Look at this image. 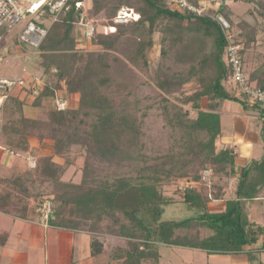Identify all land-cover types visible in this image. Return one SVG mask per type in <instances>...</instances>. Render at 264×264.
<instances>
[{
    "label": "trees",
    "instance_id": "trees-1",
    "mask_svg": "<svg viewBox=\"0 0 264 264\" xmlns=\"http://www.w3.org/2000/svg\"><path fill=\"white\" fill-rule=\"evenodd\" d=\"M187 1L201 6L197 0ZM228 2L252 5L249 13L264 21V0H222L213 15L191 12L169 0H70L68 10L32 52V81L12 91L0 128V140L13 153H30L31 137L52 142L54 153L36 156L33 168L15 170L3 180L0 211L27 217L31 188L48 185L54 192L38 202L37 213L47 205L51 226L125 240L110 254V264H161V247L244 256L253 264L252 255L264 252V226L248 213V204L264 189V102L251 104L239 92L226 49L240 46L238 59L247 83L264 92L263 52H255L250 73L244 69L247 51L264 47V37L258 36L264 29L243 19L235 22ZM125 8L136 17L116 23ZM85 24L93 29L90 36ZM155 34L160 53L152 80L158 95L137 99L135 108L127 100L129 93L116 101L108 91L110 73L121 60L117 54L149 72ZM36 82L42 85L37 94ZM59 97L66 101L63 110L55 103ZM226 101L257 114L263 149L259 158L241 164L236 150L221 143L219 108ZM28 109L36 116H27ZM151 116L162 123L154 139L147 125ZM75 145L86 153L82 177L79 183H64L60 177L69 164L63 167L56 158L66 162ZM178 180L199 189L186 188L178 200L166 197L163 187ZM218 201L225 202L224 210L211 212L209 204ZM175 204L193 216L164 220V209ZM104 221L108 224L103 230ZM90 249L92 257L107 251L94 236Z\"/></svg>",
    "mask_w": 264,
    "mask_h": 264
},
{
    "label": "rangeland",
    "instance_id": "rangeland-1",
    "mask_svg": "<svg viewBox=\"0 0 264 264\" xmlns=\"http://www.w3.org/2000/svg\"><path fill=\"white\" fill-rule=\"evenodd\" d=\"M198 3L201 5L200 8L206 11L209 15L214 14V10L217 9L218 4L222 2V0H214L207 1V0H197ZM172 4L176 5L178 0H169ZM176 2V3H175ZM188 3V1H187ZM171 4V5H172ZM189 4V3H188ZM229 8L232 12V16L234 17V21L238 22L239 20L243 19L249 25L258 27V30L264 29V21L258 18L256 15H251L249 12L252 11L253 6L249 4H245L243 2H228ZM90 6V3L87 4ZM86 6V7H87ZM88 8V7H87ZM136 16L132 13L131 10L128 9H121L116 17V23H127L132 18ZM49 22V19L44 20V26ZM187 24V23H186ZM235 31V30H234ZM237 31V29H236ZM21 33V26L17 25L9 32L6 30H2L0 32V44H4L7 42H12V40L16 39ZM264 37V35H258ZM159 38V34L154 35V39L156 40V45L151 49L148 54V63H149V72H146L142 66L135 67L132 66L123 56L117 54L120 57V64L118 65L119 68H113L114 70L110 73V77L112 78V85L109 89L110 96H113L116 101H121L124 97H127V100L132 108H135V103L137 99L144 98H152L158 95L153 83V76L156 69V63L159 59L160 53V46L157 44ZM27 53L25 55H16L11 54L9 57L2 59L0 63V76L7 77L9 79H13L16 76L21 75L22 78L26 81V85H29L32 81L31 74L32 68L29 64L30 58L32 56L33 50L27 46L22 45ZM256 50V51H255ZM255 52H263L264 54V47H259L255 49H250L247 51L244 60V69L246 73H250L251 69L255 65ZM113 56V55H112ZM129 93V94H128ZM23 95V94H22ZM78 97L75 98V100ZM27 100V99H26ZM28 103L30 99L28 98ZM202 108L207 107L206 99L201 101ZM190 108V107H187ZM190 110V109H189ZM219 111L221 113V124L224 136L221 138L222 144H228L230 147L236 150L241 164L243 163L242 160L247 159H256L259 158L263 152L262 143L259 139V131L261 125L257 120V114L254 112H245L237 103L233 102H223L220 105ZM26 112H28L26 110ZM191 115H194L193 111H190ZM31 118L35 117L36 114L30 113L27 114ZM4 120V112L0 115V126L3 124ZM147 125L151 128L150 135L154 139L162 126V123L159 118L155 116H151L148 119ZM30 139V138H29ZM86 153L85 151L79 146L75 145L72 146L70 152L66 155V162L65 158H56V161L63 164L65 167L66 164H69L64 172L61 174V182L64 183H79L82 177V167L84 165V157ZM30 164L29 168H33L35 166V159L29 158ZM65 164V165H64ZM71 165V166H70ZM97 167V164H96ZM98 168V167H97ZM114 168V167H113ZM112 168V169H113ZM101 168L98 173H101ZM100 176H105L100 175ZM204 179L209 181V174H204ZM188 187H193L199 189L197 184H191L185 180H178L173 181L172 184L166 185L163 187V194L174 200H178L180 194ZM52 190V191H51ZM53 187L48 185H37L34 188H31V193L33 197H29V208H37L38 202L41 204L47 198V194L53 193ZM25 195L24 193H22ZM262 199L258 201L256 208L260 209V212L257 209H254L252 214L249 216L251 220L259 222L261 225L264 226V189L261 192ZM47 203V202H45ZM44 204V203H43ZM48 204V203H47ZM249 208V205H248ZM193 212L184 208L181 204H175L173 207L169 206L164 209L163 219L164 220H176L180 221L186 218L193 216ZM253 215V217H252ZM108 224L107 221L102 223V229L104 230L105 226ZM90 236L97 237L106 247L107 251L103 252L101 255H104L107 260V264L109 263L110 254L113 250L123 246L125 244V240L108 235L103 233H89ZM81 243V242H80ZM79 243V244H80ZM77 244L78 246H80ZM82 244V243H81ZM160 254L162 256L161 264H208V255L204 251L200 250H192L187 248L181 247H171V248H161ZM82 255L79 252L78 247L76 248L74 257L79 259V256ZM77 256V257H76ZM217 259L213 261L212 264H226L223 263V257H216ZM254 260L253 264H258V261H262L264 264V252L257 253L252 255ZM211 263V262H210ZM243 264H249L243 263Z\"/></svg>",
    "mask_w": 264,
    "mask_h": 264
},
{
    "label": "crops",
    "instance_id": "crops-1",
    "mask_svg": "<svg viewBox=\"0 0 264 264\" xmlns=\"http://www.w3.org/2000/svg\"><path fill=\"white\" fill-rule=\"evenodd\" d=\"M22 49H24L22 46L13 47L10 49L7 56L9 57L12 53L16 55H25ZM7 56L5 58H7ZM30 113H33V111L29 110L27 114ZM2 114L3 111L0 115ZM29 145L30 153H13L9 151L0 140V192L3 188V180L6 177L11 176L15 170L29 168V158L35 159L36 156H52L54 153V145L50 141L40 142L37 138L31 137L29 139ZM261 199L262 198L259 197L256 201L248 204L249 216L254 209L260 212V209L256 208L255 204ZM44 206L45 205H42L39 213H37V208H29L27 217L25 218L17 215L15 211V213L0 211V264L108 263L104 255H99L97 257L91 256L89 234L51 226L48 222L49 216L45 219ZM208 207L211 212H222L225 208V202H213L209 204ZM77 247L80 254H82L79 256V259L74 257ZM207 257L208 264H212L213 261L217 259L216 257H223V263L226 264L247 263V259L244 256L208 255Z\"/></svg>",
    "mask_w": 264,
    "mask_h": 264
},
{
    "label": "built area",
    "instance_id": "built-area-1",
    "mask_svg": "<svg viewBox=\"0 0 264 264\" xmlns=\"http://www.w3.org/2000/svg\"><path fill=\"white\" fill-rule=\"evenodd\" d=\"M70 0H0V32L6 30L10 31L17 25L21 26L20 35L12 40L0 44V63L10 52L13 47H21V45L29 46L33 51H36L41 42L45 38L48 28L54 23L58 17L68 10ZM177 5L181 8H187L189 11L201 14L204 12L201 8H195L188 4L186 0H178ZM76 6L79 8L80 3ZM49 16V22L44 26L46 16ZM84 14L81 15L80 20H84ZM82 24V23H81ZM86 36L92 33V27L83 25ZM20 42V45H14V41ZM240 46H228L226 49L229 62L232 66V78L238 86L239 92L245 93L250 98V103L264 102V92L249 85L246 81V76L241 68L238 59V51ZM25 84L22 76L14 77L13 79L0 77V114L3 111L4 105L16 87ZM35 94L41 89L42 85L36 82ZM58 110L66 108V101L63 97H59L55 101ZM45 219L49 215L48 206H44Z\"/></svg>",
    "mask_w": 264,
    "mask_h": 264
}]
</instances>
